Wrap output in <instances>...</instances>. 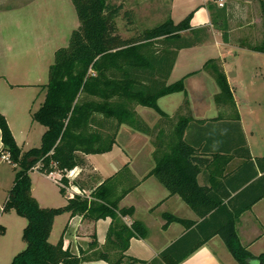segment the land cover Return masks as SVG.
Masks as SVG:
<instances>
[{
    "label": "trees",
    "instance_id": "obj_1",
    "mask_svg": "<svg viewBox=\"0 0 264 264\" xmlns=\"http://www.w3.org/2000/svg\"><path fill=\"white\" fill-rule=\"evenodd\" d=\"M72 2L80 24L72 31L68 46L56 49L48 82L42 85L44 100L32 112L33 121L45 127L40 145L23 150L0 111V156L9 154L16 171L3 211H15L27 220L22 234L25 248L10 264H81L94 259L111 264H179L216 235L240 264H264V253L254 255L242 244L237 229L242 214L264 198V157L251 155L233 86L220 59L210 58L202 67L219 87L216 104L228 109L218 117L195 119L191 114L185 78L197 71L168 82L180 50L206 41L209 28L193 27L192 11L178 22L167 17L124 38L116 19L122 15L127 24H134L132 9L124 10L123 4L108 0ZM208 7L214 24L226 16L225 7L213 2ZM261 8L264 15V0ZM222 30L226 41L225 25ZM248 47L264 52V43ZM175 92L185 96L176 117H170L158 100ZM137 106L156 110L159 121L150 126L136 111ZM122 125L152 138L155 166L149 174L170 194L180 195L200 217L196 221L165 214L164 226L178 221L186 231L151 261L126 254L132 238L149 234L143 221L136 219L129 226L123 219L132 216L135 209L121 207L120 202L140 182L126 175L130 173L128 165L95 186L89 195L69 196L64 206L44 207L32 193L30 173L34 169L46 175L58 172L67 185V172L79 167L81 171L72 182L84 190L79 177L88 168L85 156L112 150ZM200 174L204 184L199 182ZM60 192L66 195L65 188L60 187ZM62 213L93 221L110 217L105 248L99 249L93 233L88 248L75 253L64 247L65 230L60 240L52 243L55 219ZM5 233L6 227L0 224V235Z\"/></svg>",
    "mask_w": 264,
    "mask_h": 264
},
{
    "label": "crops",
    "instance_id": "obj_2",
    "mask_svg": "<svg viewBox=\"0 0 264 264\" xmlns=\"http://www.w3.org/2000/svg\"><path fill=\"white\" fill-rule=\"evenodd\" d=\"M108 2L123 4L124 10L134 11L135 22L129 25L130 28L137 26V17L152 19L163 9L162 0ZM211 2L219 8H226V16L218 19L216 24L208 7ZM74 8L72 0H18L15 6H5L0 2V111L5 115L17 143L23 150L29 147L32 127L36 122L32 119V112L36 105H41L45 97L42 85L48 82L49 67L53 63L45 61L59 48L51 45H61V40L68 37L67 33H71L80 24L76 20L78 16ZM192 11V26L208 27L210 36L200 45L180 50L168 82L173 83L186 74L197 71L185 78L191 114L195 119L218 117L222 109H228L216 104L215 95L219 92V87L202 67L208 59L219 58L233 86L242 129L251 155L253 158L264 157V52L248 47L264 43L261 0H169L167 17L178 22ZM224 25L228 31L226 41L223 39ZM136 31H140L139 28ZM132 32L134 31H128ZM236 89L242 91L240 100L237 99ZM184 96L183 92L171 93L162 96L158 104L170 117H176ZM242 105L246 107V112ZM214 108L218 110L214 112ZM152 110L154 109L145 106L136 107L138 114L150 126H154L160 119V114ZM2 146L0 131V150ZM154 150L150 136L135 131L128 125H122L112 150L85 156L88 168L79 177L85 193L89 195L95 186L128 165L130 173L126 175L133 181L140 182L120 202L121 207L133 206L135 209L132 216H125L123 219L127 224H132L136 219L143 221L149 234L146 238H132L126 254L146 261L157 257L186 231L185 225L178 221L164 226L165 214L200 221V217L180 195L170 194L153 174H149L155 166ZM5 162L8 161L0 156V168H4ZM235 162L238 160L235 159ZM5 171L8 186L4 187L5 195L0 199V223L5 224L6 233L0 235V259L6 262L13 258L22 243L6 237L10 224L5 219L3 205L15 177L13 173L6 169ZM33 171L40 172L37 169ZM41 174L53 180L50 175ZM124 179L127 181L126 177ZM198 179L204 184L202 174ZM32 193L42 206L48 205L40 194H34L33 186ZM62 195L65 196L67 204L68 193ZM7 212L10 214L15 211ZM68 216L65 232L63 231L65 248H70L75 253H80L81 249L86 250L93 233L96 234L99 249L105 248L112 221L110 217L93 221L85 219L83 215L70 216L68 213ZM17 224L22 232L26 224L22 219ZM237 229L242 244L247 245L254 255L264 253V198L242 214ZM22 241L25 244L23 238ZM81 264L111 263L104 259H94ZM179 264L240 263L230 253L222 238L216 235Z\"/></svg>",
    "mask_w": 264,
    "mask_h": 264
},
{
    "label": "rangeland",
    "instance_id": "obj_3",
    "mask_svg": "<svg viewBox=\"0 0 264 264\" xmlns=\"http://www.w3.org/2000/svg\"><path fill=\"white\" fill-rule=\"evenodd\" d=\"M0 2H3V4H5V6H15L17 4L18 0H0ZM162 3H163V9L154 18L145 20V18H143L142 16H139V17H137V26L133 27V28L129 27V24H127V19H124L122 15H121V17H118L116 19V22H117V25L119 27L118 29H119V32L121 33V35L124 37H131V36L137 35L141 31H143L144 29L154 27L157 24L164 21L168 16L167 8H168L169 0H162ZM140 15H142V14H140ZM76 20L79 21L77 18H76ZM79 23H80V21H79ZM78 26H79V24H77L74 27V29H76ZM138 28L140 31H136ZM67 30H68V28H67ZM130 30L131 31L133 30L134 32L128 33V31H130ZM71 33H72V31H71ZM71 33H67L68 37L65 40L64 39L61 40V42H62L61 45H51V46H58V47L68 46ZM54 57H55V52L52 53L51 58L46 59L45 63L53 62ZM47 60H49V61H47ZM236 90H237L236 91L237 99L240 100L242 91L239 89H236ZM37 108H39V105H36L35 110ZM242 108H243L244 112H246V110H247L246 107L242 105ZM217 110H218L217 108L216 109L214 108V112ZM152 111H154V110H152ZM222 112H224L223 109H222ZM44 129H45V127L42 124H40L38 122L34 123V125L32 127L30 141H29L30 144H29L28 148L40 145L41 137H42V134L44 132ZM28 148H25V149H28ZM3 167L4 168H2V167L0 168V199L3 198V196L5 195L4 187L8 186V185H6V181H5V179H6L5 169L8 170L9 173H13L14 177L16 174V171L14 169L13 164L5 162L3 164ZM30 175L32 178V186L34 189V194H40L43 198V201L48 203V205H44V206L60 207V206H64L66 204V198H65V196H63L61 194L60 189L58 187L59 185L57 186V184H55L56 182H54L51 179L49 180L46 176L42 175L40 172H37V171H35V172L32 171L30 173ZM4 181H5V183H4ZM9 182H11V181H9ZM11 184H13V183H11ZM5 214H6L5 219H8L9 220L8 222L10 224L9 227H7V236L6 237L10 240H13V241L15 239H17L19 241V243H22V246L17 251V253H19L20 251H22L25 248V244L23 243L22 238H21L23 230H22V232L20 231V226L18 227L19 224H17V222L21 221V219H22V221H24V223L27 224V220L25 218H20V216H18L15 212H11L10 214H8V212H6ZM68 217H69L68 213H62L56 217L54 228H53V231L50 235V241L52 243H57L60 240V238L63 234V231L66 227ZM0 224L5 226V224H3V223H0ZM63 240H64V238H63ZM263 248H264V241H263ZM263 252H264V250H263ZM11 260L12 259H10V261L5 262L3 259H0V264H10Z\"/></svg>",
    "mask_w": 264,
    "mask_h": 264
},
{
    "label": "built area",
    "instance_id": "obj_4",
    "mask_svg": "<svg viewBox=\"0 0 264 264\" xmlns=\"http://www.w3.org/2000/svg\"><path fill=\"white\" fill-rule=\"evenodd\" d=\"M1 158L3 160H6L8 162H10V158H9V154H3L1 156ZM81 169L79 167H75L71 170H69L67 172V177L70 179V183L69 184H65L63 183L62 181V174L58 173V172H52L50 174V176L52 177V179L59 184L60 187H63L66 189V192L68 193V195L70 197H73L75 194H81V195H84L85 194V191L84 190H81L78 186H76L75 184H73V180H75L79 173H80ZM129 226L131 225V223H128Z\"/></svg>",
    "mask_w": 264,
    "mask_h": 264
},
{
    "label": "water",
    "instance_id": "obj_5",
    "mask_svg": "<svg viewBox=\"0 0 264 264\" xmlns=\"http://www.w3.org/2000/svg\"><path fill=\"white\" fill-rule=\"evenodd\" d=\"M254 264H262V263H260V262H258V261H257V262H256V263H254Z\"/></svg>",
    "mask_w": 264,
    "mask_h": 264
}]
</instances>
